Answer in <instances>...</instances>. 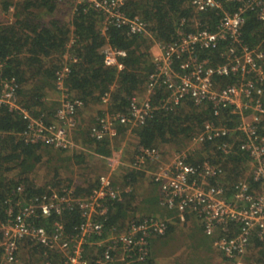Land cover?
<instances>
[{"label": "trees", "instance_id": "obj_1", "mask_svg": "<svg viewBox=\"0 0 264 264\" xmlns=\"http://www.w3.org/2000/svg\"><path fill=\"white\" fill-rule=\"evenodd\" d=\"M235 6L238 3H227L225 10L232 11ZM10 8L12 13L9 18L0 17V81L14 79L20 105L32 116L42 115L49 121L59 106L56 72L67 65L69 71L63 80L64 87L71 97L82 101L83 107L76 116V121L79 119L77 124L81 123L72 130L73 138L79 145L73 150H64L45 143L25 142L22 134L26 129V120L17 111L0 105V223L8 218V204L15 206L19 199L28 201L44 194L61 195L67 191H71L72 198L88 195L97 185L99 175L95 169L83 173L76 167H83L87 157H109L113 150L120 147L119 140L127 134L135 140L133 154H130L127 162L129 164L133 162L139 147L156 148L159 151L171 149L173 152H185V160L190 164L208 161L220 165L223 174L213 181L227 189V193L241 179L256 188L257 184L249 172L250 159L244 152L234 148L229 154H223L218 146L224 138L193 143L204 121L216 124L226 122L230 127L233 125V116L228 114L227 109H221L216 116L211 103L207 101L196 105L185 99L171 109H166L161 107L160 101L167 93L160 87L152 94L151 103L156 108L142 125L131 130L125 125H118L119 140L117 136L96 140L90 135L91 125L104 110L102 96L106 92L110 93L108 109L120 112H126L132 96H143L148 76L154 69L151 54L154 42L169 43L176 38L179 30L189 32L196 28H208L213 31L221 16L219 9L197 11L189 0H125L123 11L127 16H136L146 24L147 33L144 34L131 33L126 26L113 25L103 31L101 14L88 3L77 0H0L1 14L7 13ZM240 40L249 48L264 52V22L255 12L244 14ZM224 43L220 42L214 49L203 50L202 55L209 57L212 64L222 62ZM106 47L122 50L125 55L118 57L117 64H106ZM217 80L221 85L233 81L227 76ZM1 88L0 84V92ZM90 108L96 112L93 117L88 121L84 119L86 122L80 121L83 110ZM260 132L264 135V119L260 124ZM191 144L192 147H189ZM144 179V171L132 166L124 170L119 189L120 199L112 200L107 214L96 219L103 223L107 231L115 228L118 232L123 231L131 220L155 217L165 221V232L150 239L147 259L133 264L151 263L154 240L166 239L173 232H179V225L188 230L186 235H190L193 240L192 245H188L189 257L186 256L182 264H210L217 254L211 251L213 238L205 234L200 218L187 211L181 214L167 208L156 210L158 206L160 208V193L152 178L150 183L153 193L149 202L157 208L139 213L137 187ZM111 181L114 186L118 184L117 181ZM19 186L22 187L21 193L17 191ZM81 221V213L74 207L60 214L40 215L35 223L48 232L53 230L55 223H60L64 232L72 235L77 232L76 227ZM195 232L209 238V243L195 237ZM25 241L28 242L23 243L24 248L28 249L30 256L34 255L42 262L44 247L31 240ZM203 249L202 257L195 260L191 257L192 252ZM221 256L223 262L231 263L230 259ZM240 260L242 264H264V239L259 238L256 230L250 236Z\"/></svg>", "mask_w": 264, "mask_h": 264}, {"label": "built area", "instance_id": "obj_2", "mask_svg": "<svg viewBox=\"0 0 264 264\" xmlns=\"http://www.w3.org/2000/svg\"><path fill=\"white\" fill-rule=\"evenodd\" d=\"M125 0H77L86 2L102 16V30L108 26H126L131 33H147L146 24L138 17H129L123 11ZM197 11L219 9L221 16L213 31L196 28L189 32L178 31L169 43L155 42L152 53L153 71L148 76L143 96H132L126 112L112 111L110 93L102 96L104 110L90 127L96 140L117 136V126L128 130L142 125L156 108L152 94L162 87L166 96L161 107L171 109L189 99L198 105L211 103L213 114L225 108L233 116L230 127L226 122L216 124L204 121L193 143L224 138L218 149L229 154L234 148L250 159L249 172L257 184L251 187L245 180L236 181L227 193L217 180L223 174L220 165L203 161L194 165L186 162L181 152L167 164H161L152 173L160 193V205L183 214L192 212L200 218L206 235L213 238L214 248L231 260L242 264L250 236L256 230L264 239V135L260 124L264 119V52L249 48L240 40V27L246 12L252 11L264 22V0H189ZM238 3L234 10H225V4ZM224 43L222 62L212 64L202 55L203 50L214 49ZM105 62L117 64L122 50L106 47ZM67 58V57H66ZM69 71L64 65L56 72V87L60 91L59 106L53 119L46 121L42 115L34 117L22 107L16 97L14 79L1 80L0 105L15 110L26 120L22 138L28 143H45L54 148L73 150L78 145L72 139L77 112L83 107L80 99L71 97L63 80ZM227 76L230 83L219 84L217 78ZM161 158L156 148L139 147L132 167H141ZM111 170L115 167L114 155L108 158ZM144 171V170H143ZM21 193L22 187H17ZM65 191V190H64ZM66 192V191H65ZM71 191L64 194H44L25 201L19 199L15 206L8 204V218L0 223V260L17 263L20 246L31 240L44 247L40 264H133L149 256L150 239L165 232V221L146 217L129 221L123 231L104 229L97 217L105 216L112 200L120 199V191L109 174L98 176L97 185L84 197L72 198ZM77 207L82 221L77 232L69 235L60 223L51 232L35 223L38 216L60 214L65 209ZM182 216V215H181Z\"/></svg>", "mask_w": 264, "mask_h": 264}, {"label": "rangeland", "instance_id": "obj_3", "mask_svg": "<svg viewBox=\"0 0 264 264\" xmlns=\"http://www.w3.org/2000/svg\"><path fill=\"white\" fill-rule=\"evenodd\" d=\"M9 13L10 14L12 13V8H10L9 11L7 13H4V14L9 15ZM154 45H155V42L151 48V54L155 50ZM144 93H145V91H144ZM58 101H59V99H58ZM91 109L92 108H90L88 110H83V112L80 115V121L83 120L84 122H86L85 120L88 121L89 119H91L93 117V115L96 112L94 110H91ZM94 119H95V117H94ZM78 120L79 119H77V121ZM80 123L81 122H78V124H80ZM78 124L76 123V126H78ZM71 134H72L73 141L77 145H79L78 142H76L73 138V132ZM118 137L119 136L117 135V138ZM120 138H118V140ZM119 142H120V147L116 150H113L112 154L109 157H100L97 155H94L93 157H87V163H84V165L82 164L83 167H76V169L82 170L83 173H87L91 169H95L97 175L109 174L113 181L118 182L116 187H118V189H120V186L122 185L121 180H122V175L124 173V170L130 168L133 164V162L130 164L127 162L130 158V154L131 153L133 154V151L135 148L134 147L135 140L132 136H129L127 134L121 140H119ZM189 147H192V144L189 145ZM183 151H186V149ZM160 154H161V158L159 161L148 162L144 166L141 167L145 172V179L142 181V184L137 187L138 193L136 196V201H137V205L139 206V208H138L139 213L140 212L141 213L149 212V211H152L153 209L155 210L157 208V206L155 207V206H153V204H151L149 202V199L151 198L152 193H153L152 189H151L152 186L150 183V180L152 178V173L157 169V167L159 165L167 164L168 162L173 160L175 157H177L179 152H176V151L173 152L171 149L166 150L163 148V150L162 149L160 150ZM112 155H114L116 165L111 170V167H110L107 159L112 158ZM135 155H134V157H135ZM143 170H141V171H143ZM128 189L129 188H126V190H128ZM156 190L159 193V188H156ZM143 200H146V201L144 202ZM161 209H166V208H164L163 206L160 205V208L158 206V208L156 210H161ZM155 215L157 216L159 214H155ZM170 218H166V219H170ZM179 227H181L179 232H177V233L173 232L166 239H155L154 240L152 247H151V252L153 253V256H151V260H150L151 263H148V264H176V263L180 264L181 262H183L182 260L185 259L186 256L188 257V253H189L188 245H189V243L192 245L193 240H192L190 235H186V234H188V230H186L182 225H179ZM188 236H190V237H188ZM194 236L195 237L197 236V238H200L204 243H209V238H207L205 235H203L199 232H195ZM212 242H213V240H212ZM211 249H212L211 251L217 255L214 256V259H213V261H211L210 264H226V262L222 261L221 254H219L218 251H216L214 246L213 247L211 246ZM193 254H194V256H193ZM203 254H204V249L199 250V251L197 250L196 252L195 251L192 252L191 257H193L195 260L198 257H202ZM40 263L41 262H39V258H36V256H34V255L30 256L28 249L27 248L25 249L24 244H22L20 246L19 253H18V262L12 263V264H40ZM0 264H10V263H6L5 261L0 260Z\"/></svg>", "mask_w": 264, "mask_h": 264}, {"label": "crops", "instance_id": "obj_4", "mask_svg": "<svg viewBox=\"0 0 264 264\" xmlns=\"http://www.w3.org/2000/svg\"><path fill=\"white\" fill-rule=\"evenodd\" d=\"M4 13H5V12H4ZM4 13H2V14L0 13V17H1V18H6V19H7V18H9L10 15H11L10 13H9V15H5ZM211 246L213 247L212 243H211ZM188 257H189V256H188ZM179 263H180V262H179ZM182 263H183V262H181L180 264H182ZM176 264H178V263H176Z\"/></svg>", "mask_w": 264, "mask_h": 264}]
</instances>
